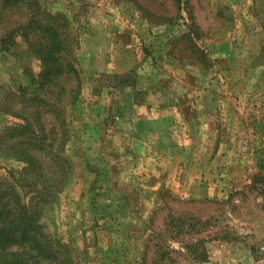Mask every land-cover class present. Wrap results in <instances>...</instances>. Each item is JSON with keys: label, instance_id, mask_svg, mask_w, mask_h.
Returning a JSON list of instances; mask_svg holds the SVG:
<instances>
[{"label": "rangeland", "instance_id": "374dc122", "mask_svg": "<svg viewBox=\"0 0 264 264\" xmlns=\"http://www.w3.org/2000/svg\"><path fill=\"white\" fill-rule=\"evenodd\" d=\"M39 2L71 19L83 79L47 229L81 264H264V0ZM40 70L21 37L0 48V134L37 114ZM9 138L0 178L25 166Z\"/></svg>", "mask_w": 264, "mask_h": 264}, {"label": "trees", "instance_id": "16d2710c", "mask_svg": "<svg viewBox=\"0 0 264 264\" xmlns=\"http://www.w3.org/2000/svg\"><path fill=\"white\" fill-rule=\"evenodd\" d=\"M0 31L2 50L21 37L41 61L38 91L27 98L22 92L24 105L35 102L37 114L18 113L23 122L0 134L2 141L12 139L10 155L25 163L0 178V264H81L76 248L43 222L46 206L57 201L71 179L67 107L77 103L83 83L77 35L66 13L48 11L39 0H0ZM48 113L56 114L51 128Z\"/></svg>", "mask_w": 264, "mask_h": 264}, {"label": "crops", "instance_id": "0c3cea01", "mask_svg": "<svg viewBox=\"0 0 264 264\" xmlns=\"http://www.w3.org/2000/svg\"><path fill=\"white\" fill-rule=\"evenodd\" d=\"M133 87V86H132ZM145 143H148V141H146ZM147 167L143 166L144 169H147L148 171H152L151 168H152V163L148 162L147 164ZM155 170V168H153Z\"/></svg>", "mask_w": 264, "mask_h": 264}]
</instances>
